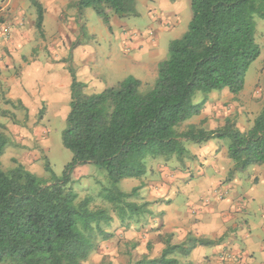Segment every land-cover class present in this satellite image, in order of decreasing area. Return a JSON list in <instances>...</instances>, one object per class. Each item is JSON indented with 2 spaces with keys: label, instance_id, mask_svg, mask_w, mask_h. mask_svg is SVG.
<instances>
[{
  "label": "trees",
  "instance_id": "obj_1",
  "mask_svg": "<svg viewBox=\"0 0 264 264\" xmlns=\"http://www.w3.org/2000/svg\"><path fill=\"white\" fill-rule=\"evenodd\" d=\"M192 19L181 38L171 40L169 56L158 64L153 89L143 92V82L129 75L117 85L87 95L72 67V101L62 131L64 146L73 158L62 176L56 175L49 159L48 178L18 164L9 171L0 161V264H83L112 233L105 229L114 215L104 207L92 208L91 198L78 200L72 188L76 167L93 164L104 169L108 185L103 199L112 204L124 227L137 222L146 203L129 200L135 187H120L126 178L140 179L149 171V161L173 156L182 160L185 141L201 144L227 140L230 171L264 166V107L246 131L233 118L223 126L207 130L203 124L177 131L183 122L200 114L207 96L196 103L197 92L205 94L228 88L233 94L245 86L250 66L259 58L256 17L264 19V0H190ZM37 10L36 27L43 31L44 8ZM136 0H77L67 5L79 13L91 7L111 29V10L120 18L138 15ZM5 113V111H4ZM0 125V155L9 137ZM200 244L214 241L199 239ZM184 245L168 240L160 257L147 256L128 264H179L170 255L188 252Z\"/></svg>",
  "mask_w": 264,
  "mask_h": 264
},
{
  "label": "crops",
  "instance_id": "obj_2",
  "mask_svg": "<svg viewBox=\"0 0 264 264\" xmlns=\"http://www.w3.org/2000/svg\"><path fill=\"white\" fill-rule=\"evenodd\" d=\"M39 1L44 8L42 32L36 27L37 10L32 0H0V106L4 100L11 103L4 106L5 117L67 118L72 101L70 67L84 84L87 95L123 80H110L107 73L94 68L95 55L103 48L95 43L93 8L88 7L80 14L77 7L67 6L77 0ZM190 3V0H136L138 17L147 8L146 11L170 20L172 25L164 26L160 20L161 26L152 27L156 38L150 43L140 33L119 32L120 38L130 41L134 50L133 57L121 59L122 67L124 64V68H130L127 75L134 74L143 84L157 79L158 64L167 58L169 49L163 48L162 40L168 31L174 35L178 31L185 33L193 15ZM109 13L111 27L124 29L129 17L120 19L111 10ZM256 40L261 54L247 72L244 89L238 94L228 88L219 94V90L211 91L200 114L182 123L184 130L191 124H203L207 130H213L223 126L228 117L236 120L239 130L249 129L264 107L261 87L264 30L257 29ZM251 69L255 76L248 82ZM7 126L10 142L6 151H10L18 137L9 132L14 133L15 126ZM185 146L187 151L182 160L176 156L169 161L157 159L144 177L131 178L132 181L126 178L120 183L122 187H136L138 194L134 201L147 204L145 217L131 223L132 228L141 227L136 239L140 240L137 247L144 256L137 261L145 256L160 257L169 240L172 245H184L188 250L186 254L177 251L170 255L179 264H264V166L251 165L230 175L234 161L228 157L225 140L201 144L185 141ZM23 158L26 168L37 173L32 161L26 155ZM114 222L120 227L114 230L113 237L122 232L127 236L129 228L116 216ZM199 239L214 243L200 244Z\"/></svg>",
  "mask_w": 264,
  "mask_h": 264
},
{
  "label": "rangeland",
  "instance_id": "obj_3",
  "mask_svg": "<svg viewBox=\"0 0 264 264\" xmlns=\"http://www.w3.org/2000/svg\"><path fill=\"white\" fill-rule=\"evenodd\" d=\"M146 9L147 8L144 9V13L139 17L136 15L127 18V24L121 31L120 29L118 30L117 27H111V29L108 28L103 20H101V18L95 13V25L92 26V28H94L97 33V37L95 38L97 41L95 43L96 46H101L103 49H101L98 54L95 55L94 68L103 70L108 74L110 80L119 81L129 76L127 74L128 72H130V68L126 66L125 69L124 64L122 67L121 59H123L124 56L133 57L134 55V50H132L130 41H125L124 38H120L119 32H121L122 35H135L140 33L141 38L150 43L153 42V39L156 38V34H153L152 27L154 25L156 27L161 26L160 20L164 22V26L172 25V22L170 20L163 19L162 16L160 17L155 12L150 13L149 11H146ZM256 22L257 29L264 30V19L256 17ZM82 25H80L81 29H84V25L83 27ZM188 26L189 25L187 23L186 31L188 29ZM182 36L183 33L179 34V31L177 32V35L171 34L170 31H168L162 40V46L165 45L163 46V48L167 49L166 46H169L168 42L172 38L178 39ZM167 51L168 57L169 49H167ZM70 66H72V64ZM254 74V69H251L248 74V82H252L253 77L255 76ZM156 80H148L142 85L141 90L143 92L150 91L155 86ZM261 87H263L262 93H264V85H261ZM219 93H221V90L217 92V94ZM205 96H207L208 100V96H210V94H205L204 92L199 91L197 92L194 101L196 103H199ZM2 105L3 106H0V125H4L5 128L3 130L5 131V133L6 130L9 129L7 125L15 126L16 130L13 131L14 133L11 132L12 130H10L9 132L13 135H17L19 140L14 141L15 148H12L10 151H6L5 148L3 154L0 155L2 168L5 171H9L12 168L16 167L18 164H23V155H26L32 161V165L38 176H41L43 178L49 177V173L45 169L47 159H49L50 165L52 166L56 175L62 176L66 166L71 162L73 158L72 152L64 146L62 140V131L66 127L67 118L37 117L33 119L30 117L18 116L5 117L4 106H11V103L4 100L2 102ZM50 115L53 116V113L50 112ZM244 118L246 123L248 124L249 119H247V115H244ZM3 120L6 122H4ZM246 123L244 124L246 125ZM183 128L184 126L181 125L178 127L177 131L181 132L182 130H184ZM225 141L228 143L227 140ZM9 142L10 139L8 141V144ZM158 160L165 161L162 159ZM158 160H150V167ZM78 167L79 169H81L79 170ZM78 167H76L75 171L72 174L73 182L71 184L72 188L78 193V200L80 201L85 197H90V206L92 208L104 207L115 216L116 213L113 211L112 204L103 199V196L101 195L103 187L105 185H108V177L106 171L104 169L98 168L93 164L81 165ZM168 169L171 170L170 167H168ZM132 180L134 179L128 178L126 181ZM120 187L121 189L126 190V192H131L133 188H135L131 185H124L122 187L121 184ZM135 199H137V196H132L129 200L134 201ZM143 222H145V220ZM119 225V223L116 224V222H114L110 226H105V229L113 234L114 230H116L117 227H120ZM127 228H129L126 230L128 231L127 236L124 234V232L119 233L116 237H113V234L111 237L112 239L110 238L107 241H102L100 237H98L97 241H99V247L83 264H128L129 262L137 261V259L142 257V251L137 247L138 244L140 245V240L138 241L136 239L138 238V234L141 231V227L139 226L137 228V226H135L134 228H132V225H130V227ZM135 251L136 254H132V252Z\"/></svg>",
  "mask_w": 264,
  "mask_h": 264
}]
</instances>
